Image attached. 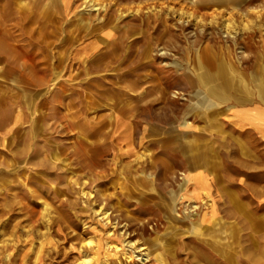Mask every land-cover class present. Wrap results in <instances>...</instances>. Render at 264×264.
<instances>
[{
	"label": "rangeland",
	"instance_id": "rangeland-1",
	"mask_svg": "<svg viewBox=\"0 0 264 264\" xmlns=\"http://www.w3.org/2000/svg\"><path fill=\"white\" fill-rule=\"evenodd\" d=\"M251 108L264 0H0V264H264Z\"/></svg>",
	"mask_w": 264,
	"mask_h": 264
},
{
	"label": "crops",
	"instance_id": "crops-1",
	"mask_svg": "<svg viewBox=\"0 0 264 264\" xmlns=\"http://www.w3.org/2000/svg\"><path fill=\"white\" fill-rule=\"evenodd\" d=\"M237 120L241 119L242 117L246 118V121L244 122L246 125L245 127L249 129H255V130H261V132H264V117L262 113L258 109L251 108L250 110L246 111H240L236 114ZM259 122H263L259 125ZM254 123H258L255 125ZM259 128V129H258ZM263 139V138H262Z\"/></svg>",
	"mask_w": 264,
	"mask_h": 264
},
{
	"label": "bare ground",
	"instance_id": "bare-ground-1",
	"mask_svg": "<svg viewBox=\"0 0 264 264\" xmlns=\"http://www.w3.org/2000/svg\"><path fill=\"white\" fill-rule=\"evenodd\" d=\"M106 214V212H104V215ZM105 218V217H104ZM108 218V217H107ZM106 218V219H107ZM88 243H91V241H88ZM134 244H135V242H134ZM117 248V247H116ZM118 249V248H117ZM119 250V249H118ZM146 255V254H145ZM126 256V255H125ZM129 258V257H128ZM107 260V259H106ZM144 260V259H143ZM90 261V257L88 256V255H85V258H84V260H83V263L84 264H86V263H88Z\"/></svg>",
	"mask_w": 264,
	"mask_h": 264
}]
</instances>
